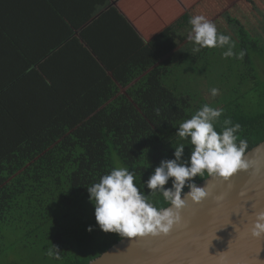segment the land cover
<instances>
[{
	"label": "trees",
	"instance_id": "obj_1",
	"mask_svg": "<svg viewBox=\"0 0 264 264\" xmlns=\"http://www.w3.org/2000/svg\"><path fill=\"white\" fill-rule=\"evenodd\" d=\"M260 3L255 0V7L260 5L256 12L261 14L264 0ZM11 8L14 11L9 12V17L0 18V94L8 92L0 98V243L3 238L6 243L0 246V256L20 244L40 250L48 264H88L122 239L98 228L87 192L113 168L133 171L134 183L149 200L157 207H167L162 195L147 192L143 182L161 160L173 158L179 144L185 145L187 159L191 145L175 132L204 104L223 109L215 122L218 132L225 118L241 125L237 136L248 141L247 151L264 140V14L258 21L245 23L232 36L233 52L246 53L242 60L235 55L225 58L223 52L215 50L195 66L198 69L204 63L211 67V82L207 72L200 75L205 74L209 88L220 90L216 99L207 100L199 89L184 91L191 90L186 81L181 80L179 85L174 82L169 89L160 87V100L177 97L178 107L172 114L150 121L121 93L86 45L83 46L96 65L94 73H84L75 62L66 64L68 76L57 80L60 73L55 58L61 55L63 45L48 47L18 6L12 4ZM40 64L45 78L39 79L53 94L38 101L32 92L37 117L32 126L23 128L15 118L19 112L27 118V96L22 94L24 101L18 105L17 92L10 88L23 74L38 70ZM89 76L84 84L69 81L70 77L74 80ZM57 83L70 85L61 94L54 88ZM58 104L64 111L62 117ZM2 115L15 128H3ZM207 177L205 172L194 181L197 184ZM165 187H171V180ZM89 226L92 231L86 230ZM9 233L18 236L11 241L6 236ZM53 246L59 250V259L48 255L54 251Z\"/></svg>",
	"mask_w": 264,
	"mask_h": 264
},
{
	"label": "crops",
	"instance_id": "obj_2",
	"mask_svg": "<svg viewBox=\"0 0 264 264\" xmlns=\"http://www.w3.org/2000/svg\"><path fill=\"white\" fill-rule=\"evenodd\" d=\"M12 4L29 18L48 47L63 45L60 47L63 58H55L59 63L57 73H60L57 80L67 77L66 64L75 62L84 73H94L96 65L83 46L86 45L121 93L140 110L160 99V87L170 88V84L163 82L166 77L175 82L214 52L210 49L211 54L202 57L205 48L193 51L194 45L188 40L191 17L203 15L216 25L218 33L232 39L245 25V16L253 17L260 7H255V0H0V18L9 17L14 11ZM0 39L3 40V34ZM44 73L40 64L38 70L23 74L10 88L17 92L18 105L24 101L22 96H27V118H22L19 111L15 118L23 128L32 126L37 117L36 108H32L35 104V97L30 98L32 92L35 91L38 101L53 94L39 79L45 78ZM176 73L180 76L175 78ZM90 76L74 80L70 77L69 81L84 84ZM70 83H57L54 88L63 94ZM141 91L149 98L142 99ZM6 94L7 91L1 93L0 98ZM57 110L62 117L64 111L59 104ZM1 119L3 128H15L6 116L2 115Z\"/></svg>",
	"mask_w": 264,
	"mask_h": 264
},
{
	"label": "clouds",
	"instance_id": "obj_3",
	"mask_svg": "<svg viewBox=\"0 0 264 264\" xmlns=\"http://www.w3.org/2000/svg\"><path fill=\"white\" fill-rule=\"evenodd\" d=\"M191 29L188 35L194 52L203 48H223L225 58L236 56L242 60L245 51L233 52L235 42L228 35L220 34L216 25L203 15L189 19ZM214 97L217 88L210 90ZM223 114V109L204 104L191 118L183 121L176 129V135L191 145L190 154L184 158V144H179L172 159L161 160L149 178L144 181L153 196L160 193L167 207H157L145 191L134 183L135 174L126 167L113 168L102 175L99 182L87 188L89 200L94 206V219L98 228L105 233H116L121 238H137L169 234L174 227L182 224L181 210L187 202L199 204L209 196L207 185L198 186L194 178L206 172L210 178H219L225 183L238 171L246 170L249 163L244 159L248 141L238 138L239 123L233 124L225 118L223 128L217 131L215 122ZM238 141V142H237ZM171 180V187H165ZM185 187L188 191H184ZM220 198L218 197L217 200ZM253 218L247 231L253 239L264 240V209L252 213ZM87 231H92L89 226ZM49 256L59 259V250L53 246ZM261 249L259 250L260 253ZM257 255V264H264Z\"/></svg>",
	"mask_w": 264,
	"mask_h": 264
},
{
	"label": "water",
	"instance_id": "obj_4",
	"mask_svg": "<svg viewBox=\"0 0 264 264\" xmlns=\"http://www.w3.org/2000/svg\"><path fill=\"white\" fill-rule=\"evenodd\" d=\"M244 159L249 167L228 183L210 177L197 183L209 196L187 202L181 226L167 235L124 237L88 264H257L260 249L264 261V240L247 231L252 213L264 209V140Z\"/></svg>",
	"mask_w": 264,
	"mask_h": 264
},
{
	"label": "rangeland",
	"instance_id": "obj_5",
	"mask_svg": "<svg viewBox=\"0 0 264 264\" xmlns=\"http://www.w3.org/2000/svg\"><path fill=\"white\" fill-rule=\"evenodd\" d=\"M262 9L260 11L261 14L256 12L253 17L245 16V20H246L245 23L247 24L252 20L258 21L259 20L258 18L264 14V7ZM248 13L250 14V12H248ZM249 14L246 13V15H249ZM261 32L263 34L262 37L264 38V28H262ZM210 49L212 51L219 50L221 52H224L227 50V46H225L223 48H220V47L205 48V52L203 53L202 57L209 55ZM202 60H200L198 62L196 60V62H197L196 65L201 63ZM195 66L191 67L188 71H186L184 73V76H182L180 79L176 80L175 82H178V85H179L180 84L179 82L181 80L186 81V82H188V85L191 88V90H184V91L195 92L196 89H199L202 96L205 97L207 100L211 101V100L216 99L219 96L220 90L218 89L219 90L218 94L213 97L211 95L210 90L214 87L209 88L207 86V81L204 80L205 74L203 76L200 75V73L203 74V73L207 72L206 78L211 77L210 78V82H211L213 80V75L211 74V67H206L204 65V63L201 64V66H199L198 69H196ZM202 69H204V71H202ZM181 70H183V69H181ZM179 76H180V74L176 73L173 77L176 78ZM173 80L172 79L169 80L166 77L165 80H163V82H165L166 85L170 84L169 87L171 88L174 84ZM182 85L185 86L186 88H188V85L186 83H182ZM178 91H182V90L178 89ZM135 92H136V94H138V91L135 90ZM148 94H151V92H148ZM141 95L143 97L142 99L149 98L148 96L145 97L144 91H141ZM176 99H177V102H176ZM179 103H180V100L177 97H175V100L173 98L172 99L171 98H164L162 100L159 99L158 101H155L151 104L147 103L146 106H144L142 108V112L144 113V116L148 120L152 121V120H155L159 117H165V116L172 114V112L178 107ZM6 236H7V239L13 241V239L15 237H17L18 235L16 233H9ZM5 245H6V243L4 242V238H3V240L0 243V246L4 247ZM0 262L2 264H48L43 260V253L40 250H38L36 248L24 247L20 244H16L13 248H11L9 251H7L5 255L0 256Z\"/></svg>",
	"mask_w": 264,
	"mask_h": 264
}]
</instances>
